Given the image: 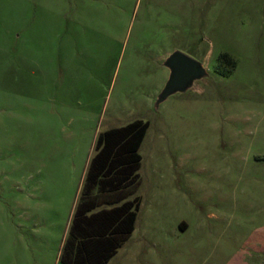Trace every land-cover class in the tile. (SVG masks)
<instances>
[{"label":"rangeland","instance_id":"1","mask_svg":"<svg viewBox=\"0 0 264 264\" xmlns=\"http://www.w3.org/2000/svg\"><path fill=\"white\" fill-rule=\"evenodd\" d=\"M173 52L205 76L157 104ZM136 119L106 264H264V0H0V264H60L97 133Z\"/></svg>","mask_w":264,"mask_h":264},{"label":"trees","instance_id":"2","mask_svg":"<svg viewBox=\"0 0 264 264\" xmlns=\"http://www.w3.org/2000/svg\"><path fill=\"white\" fill-rule=\"evenodd\" d=\"M147 127L136 119L97 133L58 254L60 264H106L129 238L139 208L138 150Z\"/></svg>","mask_w":264,"mask_h":264},{"label":"water","instance_id":"3","mask_svg":"<svg viewBox=\"0 0 264 264\" xmlns=\"http://www.w3.org/2000/svg\"><path fill=\"white\" fill-rule=\"evenodd\" d=\"M163 66L169 75L160 91L156 103L164 101L169 95L188 90L192 84L205 76L200 63L179 53L173 52L166 57Z\"/></svg>","mask_w":264,"mask_h":264},{"label":"crops","instance_id":"4","mask_svg":"<svg viewBox=\"0 0 264 264\" xmlns=\"http://www.w3.org/2000/svg\"><path fill=\"white\" fill-rule=\"evenodd\" d=\"M91 149V148H90ZM90 152H91V150H90ZM91 154V153H90ZM90 156V155H89ZM87 157V159H86V161H85V164H84V168H83V171H84V169H85V167H86V165H87V161H88V159L90 158V157ZM81 180H82V178L80 177V180H79V183H78V185H77V188H76V192H75V195H74V200H75V198H76V195H77V192H78V189H79V186H80V183H81ZM73 204H74V202H73ZM73 204H72V206H73ZM72 206H71V210H70V215H71V211H72ZM70 215H69V219H70ZM69 221V220H68ZM130 237V236H129ZM63 241V240H62ZM62 244V243H61Z\"/></svg>","mask_w":264,"mask_h":264}]
</instances>
